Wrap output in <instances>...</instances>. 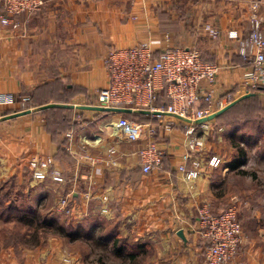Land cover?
<instances>
[{
	"label": "crops",
	"instance_id": "0c3cea01",
	"mask_svg": "<svg viewBox=\"0 0 264 264\" xmlns=\"http://www.w3.org/2000/svg\"><path fill=\"white\" fill-rule=\"evenodd\" d=\"M44 1L40 11L17 16L18 28L0 24V94L13 99L1 106L0 118L47 102L76 108H62L61 115L69 120L63 131L46 124L57 113L55 108L0 121V264L40 262L33 254L37 250L19 244L17 249L27 257L17 256L8 238L22 228L26 236L37 230L43 208L48 220L70 229L81 223L84 231L108 237L110 245L115 238L126 241L136 247L142 264H205L206 242L199 235L197 211L206 206L217 214L232 205L239 207L243 241L231 264H264V115L259 114L263 112L242 117V129L235 132L232 122L212 119L205 151L191 155L203 163L200 176L186 181L178 167H188L191 159L186 158L179 130L158 139L165 150L164 163L144 174L133 154L136 144L113 134L109 121L117 116L77 107L94 105L96 93L107 85L108 50L140 42L155 51L197 48L204 61L221 67L215 94L236 91L247 64L236 63L238 43L228 31L247 36L250 0ZM258 1L264 26V0ZM48 92L57 97L39 99ZM252 95L260 98L264 92L254 90L246 97ZM82 135L100 138L97 144H86L85 153L104 161L74 159L72 152H84ZM234 138L240 142L232 146ZM237 145L242 148V165L231 168L238 157ZM211 155L220 158L217 167L206 165ZM32 156L51 157L63 181L48 177L35 182L27 164ZM110 159L117 164L106 163ZM238 174L242 191L232 182ZM70 193L68 215H63L59 201Z\"/></svg>",
	"mask_w": 264,
	"mask_h": 264
},
{
	"label": "built area",
	"instance_id": "2783aa9c",
	"mask_svg": "<svg viewBox=\"0 0 264 264\" xmlns=\"http://www.w3.org/2000/svg\"><path fill=\"white\" fill-rule=\"evenodd\" d=\"M0 2V24L12 29L20 26L17 16L36 13L45 3L44 0ZM249 2L252 11L247 36L242 38L236 31H228V37L237 40L239 57L247 64L242 68L236 91L226 90L220 95L215 94L221 67L216 63L204 61L201 52L195 47H173L155 51L148 43L140 42L130 47L111 48L104 56L107 85L96 93L94 106L151 112L150 115H144L150 117L147 121L129 118L123 113H109L117 116L115 120L109 121L113 134L120 140L136 144L133 154L138 158L140 170L144 174L163 165L165 150L159 146L158 139L172 134L177 129L187 152L186 158L191 159L188 167L182 164L178 170L184 180H196L200 176L203 163L200 158H191V155L205 151L210 135L211 120H203L256 89L264 92V26L257 13L260 1ZM209 32L216 37V31L209 29ZM161 92L167 103L158 104L162 98ZM12 103V96L0 94V116L1 106ZM196 103H205L206 106L195 108ZM154 112L172 113L182 119L168 118L162 114H153ZM198 120L202 122L196 123ZM66 137L72 143V133L68 132ZM80 142L84 152H72L77 162L87 160L95 164L104 161L85 153L86 144L100 142L97 135H93L91 139L82 135ZM106 163L117 164L111 159L106 160ZM220 163V158L215 155L206 160V165L211 167H217ZM27 164L35 182H42L48 177L56 182L63 181L62 173L53 168L51 157L32 156ZM70 197L71 193L60 199L61 211H65ZM65 212L68 213V210ZM197 221L199 235L206 242L203 251L205 264H231L243 241L239 208L232 205L214 214L203 206L197 211ZM63 260L70 261L67 258Z\"/></svg>",
	"mask_w": 264,
	"mask_h": 264
},
{
	"label": "rangeland",
	"instance_id": "374dc122",
	"mask_svg": "<svg viewBox=\"0 0 264 264\" xmlns=\"http://www.w3.org/2000/svg\"><path fill=\"white\" fill-rule=\"evenodd\" d=\"M49 97H57V95L50 92L46 95L43 94L39 96V99ZM251 104L253 105H247L248 107L245 105L243 108L241 105L240 108H237L235 111L232 110L227 113L225 119H227L226 121L228 122H232L231 130L233 132L240 126L242 129L243 115L246 116L248 114L250 117H256V115L258 116L259 114L264 115V113L255 114L257 109L264 105V97H257V101ZM247 110L249 113L246 114ZM235 124H238V126ZM216 127L218 128V126ZM240 134L237 136H242V133ZM239 142L240 139L234 138L232 140V146ZM238 146L240 147V145ZM232 182H236L242 191V174L232 177ZM40 209H42V207ZM45 209L46 208H43L41 211L39 210V213L42 214L39 215V220H37V224L39 225L37 230L28 234L29 236H26L25 230L22 228L8 238L10 243L15 244V253L20 258H25L27 255L17 249L18 244L28 250H37L38 252L33 254L37 255L40 261L38 264H129L128 260L123 256V253L116 254L110 249V239H108V237H100L98 235L99 232L96 230H92L88 233L80 227V223V225H78L79 227L73 226L72 228L70 226V233L66 234L56 225L62 222H52L50 223L51 225L44 224L42 220L43 218H47L44 216L45 213L43 214ZM62 213H64L63 215H68L66 212ZM64 225L68 227L67 224ZM240 225L242 228L241 215ZM31 253L30 255H32ZM64 258L70 261H67V263L63 260Z\"/></svg>",
	"mask_w": 264,
	"mask_h": 264
},
{
	"label": "trees",
	"instance_id": "16d2710c",
	"mask_svg": "<svg viewBox=\"0 0 264 264\" xmlns=\"http://www.w3.org/2000/svg\"><path fill=\"white\" fill-rule=\"evenodd\" d=\"M239 61L237 60L236 63H239L242 65V63L244 61H242V59L239 57ZM256 91H261L259 89H256ZM50 93V92H48ZM47 93V94H48ZM54 94V93H53ZM57 95V94H56ZM161 99L159 100L158 104L160 103H167V100L164 97L163 92H161ZM44 98V97H43ZM52 98V97H49ZM54 98V97H53ZM46 99V98H45ZM38 100V99H37ZM257 101V97L252 95L249 97H246L244 99L239 100L237 103H235L234 105H232L231 107H229L225 112H223L221 115L217 116L215 118V120H222V121H226V115L229 111H235L237 108H240V106L242 105V108L246 105L248 106H252L253 104H251L252 102H256ZM28 105H30V102L27 101ZM49 103V102H47ZM61 103H66V102H61ZM206 106L205 103H196L194 105L195 108H204ZM247 106V107H248ZM53 109V108H52ZM57 109V113L52 116V118L48 119V122L46 123L47 125H49V127L52 128H56L55 130L58 131H63L68 127V119L67 117H64L61 115V110L62 108H55ZM243 112V110H242ZM259 112H263L264 113V107L260 106L257 111L255 112V114L259 113ZM249 113L248 110L246 111V114ZM127 117L129 118H133V119H137L139 121H147L150 120L149 116H144L141 114H125ZM244 118H248L250 116H248V114L246 116H242ZM48 127V128H49ZM54 130V131H55ZM237 152H238V157L234 159V161L231 162L230 167L231 168H236L238 167V165H242V148L239 147L238 145L236 146ZM165 157L163 158V163H164ZM162 163V164H163ZM42 222L46 225H51L50 223H52L53 221H51L50 219L48 220L47 218H43ZM58 222V221H55ZM59 229H61L62 231H64L66 234L70 233L69 231L71 230L70 228L66 227L63 223H59L56 224ZM141 246H138L137 248H139ZM110 249L116 253V254H124L123 256L128 260L129 264H142V259L139 257V253H136L134 251V249H136V247H132L130 244L126 243V241H122L119 238H115L113 240V242L110 245ZM141 253V252H140Z\"/></svg>",
	"mask_w": 264,
	"mask_h": 264
},
{
	"label": "water",
	"instance_id": "95a60500",
	"mask_svg": "<svg viewBox=\"0 0 264 264\" xmlns=\"http://www.w3.org/2000/svg\"><path fill=\"white\" fill-rule=\"evenodd\" d=\"M246 96L247 95L236 99L230 105H228L227 107H225V108L217 111L216 113L210 115L207 119H204L203 121L212 120V119L216 118L217 116L222 114L224 111H226L229 107L234 105L237 101H239L240 99H242V98H244ZM77 107L81 108V109L94 110V111H98V112H101V113H111L112 112V113H118V114L119 113H123V114H141V115H150L151 114V112L148 111V110H137V111H134V110H131L130 108H104V107H101V106H94V105L77 106ZM50 108L72 109V108H76V106L74 104H70V103H58V102L46 103V104H43V105H40V106H37V107H34V108H29V109H26V110H23V111H20V112H16V113L11 114V115H6L4 117H1L0 121L6 120V119H10V118H13V117H16V116L27 115V114H30V113H33V112L46 110V109H50ZM153 114H162V115H165V116H170V117L176 118L178 120L182 119V117L179 116V115L172 114V113H167V112H154ZM185 120L190 121L188 119H185ZM201 122H202V120L196 121V123H201ZM177 233H178V235L181 238H183L182 230H179Z\"/></svg>",
	"mask_w": 264,
	"mask_h": 264
}]
</instances>
